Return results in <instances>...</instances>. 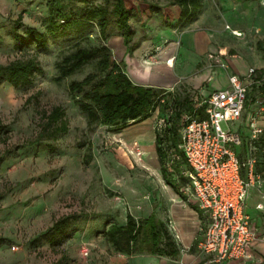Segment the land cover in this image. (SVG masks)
Listing matches in <instances>:
<instances>
[{
  "label": "rangeland",
  "instance_id": "rangeland-1",
  "mask_svg": "<svg viewBox=\"0 0 264 264\" xmlns=\"http://www.w3.org/2000/svg\"><path fill=\"white\" fill-rule=\"evenodd\" d=\"M156 1L160 0H144L147 4L157 5ZM47 3L48 0H0V64L37 55L43 68V74L35 75L31 85L16 88L7 83L0 85V264H123L125 254L107 250L106 238L95 231L106 217L121 223L127 214L137 219L148 216L150 211L163 213L165 210L164 202H170L167 193L160 194L157 189L145 186V182L155 184L153 172L159 169V164L152 137L155 130L162 133L163 128L156 123L155 111L153 118L138 126L129 125L126 128L133 127L125 131L124 128L113 132L105 125L88 123L75 103L76 98L68 92V85L96 72V61L61 81L55 80L58 73L55 64L74 46L90 47L102 43L97 27L81 33L72 32L65 38L49 39L45 51H39L33 45L16 50L11 29L18 15L23 25L43 31L42 18L47 14ZM138 6L145 11L143 18L148 19L144 27L137 19H130L135 29L133 41L139 36L141 39L146 31L151 32L155 17L159 33L162 22L171 16L169 13L157 16V11H147L143 3ZM18 31L22 33L23 28L19 27ZM111 35H118L114 24L107 28L104 41H109L110 51L116 59L119 36ZM150 35L151 39L141 44L142 47L149 42H158L157 34L151 32ZM159 43L165 44L162 40ZM174 50L177 51V45ZM192 52L181 46L178 53L180 72L194 70L195 59L187 55ZM225 74L216 73L219 83L225 81ZM207 86L209 88V84ZM180 89L194 98L198 94V89L191 87L189 92L188 87ZM179 93L182 97L183 92ZM54 106L64 109L67 132L56 137L51 150L43 146L45 140L28 145L30 140L42 135L43 114ZM137 149L141 151L140 156L134 154ZM172 153L170 150L169 163L180 161V158L172 159ZM180 199L173 204L175 212L183 214L182 205H186L187 211L193 210ZM75 213H84L90 218L78 222L77 231L60 244L51 247L44 239H36L56 219ZM62 255H65L64 259ZM137 264L149 262L147 258H139Z\"/></svg>",
  "mask_w": 264,
  "mask_h": 264
},
{
  "label": "trees",
  "instance_id": "trees-1",
  "mask_svg": "<svg viewBox=\"0 0 264 264\" xmlns=\"http://www.w3.org/2000/svg\"><path fill=\"white\" fill-rule=\"evenodd\" d=\"M141 3L147 6L149 12L160 9L159 6L147 4L144 0H48L47 14L42 18L43 31L23 25L21 16L18 15L11 34L16 50L33 45L37 50L45 51L49 39L65 38L72 32L81 33L93 26L97 27L102 43L90 47L74 46L55 64L58 72L55 80L61 81L80 70L82 66L96 61V72L86 74L81 80L71 81L68 92L76 98L75 103L88 123L105 125L113 132L149 118L156 110L162 113L171 109L172 113L163 132L154 131L155 153L163 181L184 200L180 187L187 182L183 173L188 166L182 157L180 161L169 163V151L175 149L178 142L181 114L188 112L202 118L203 107L194 106L197 101L190 95L180 98L160 88L134 84L123 70L124 63L117 61L112 55L109 41H104L107 28L114 24L117 37L122 38L126 52L131 53L139 46L138 41H133L135 29L130 19H137L140 26L144 27L148 17L143 18L145 11L138 6ZM177 3L181 7L179 24L191 20L200 7V0H177ZM19 27L23 28L22 33L18 31ZM37 74H43L37 55L15 58L6 64H0V85L7 83L15 88L25 87L32 84ZM42 121V135L39 134L34 140H30L28 145L40 144L45 140L43 146L51 150L56 137L68 130L64 109L61 106L52 107L49 112L43 114ZM168 164L171 170L168 169ZM89 218L90 216L84 213L59 217L51 226L40 232L36 239L42 238L51 247H55L77 231L78 222H86ZM95 232L104 235L115 253H148L168 258H174L179 253V247L166 223L154 214L138 219L127 214L123 224L106 217ZM61 258L64 259L65 255Z\"/></svg>",
  "mask_w": 264,
  "mask_h": 264
},
{
  "label": "crops",
  "instance_id": "crops-1",
  "mask_svg": "<svg viewBox=\"0 0 264 264\" xmlns=\"http://www.w3.org/2000/svg\"><path fill=\"white\" fill-rule=\"evenodd\" d=\"M156 2L160 7L156 10L157 16L159 13L171 15L165 22H162L163 28L159 33L157 30L160 27L155 24L157 19L156 17L153 19L155 23L151 32L158 35L157 43L149 42L144 47L141 46L151 39V32L146 31L141 39L140 36L136 37L135 42H139L137 49L127 53L122 38L116 39L118 43V49L115 52L116 60L124 63L123 70L134 84L160 88L179 97V91L183 92L182 97L190 95L182 91L180 87H188L187 92L190 90L189 87L198 89L195 98L190 95L194 101H197L194 106L198 107L211 91L225 89L229 86V74L244 77L249 68L255 69L253 78L258 83L248 87L246 107L240 119L231 123L230 128L241 136V144L235 147L237 156L242 161L254 158V182L247 189L245 211L249 216L251 229L257 232V239L249 245L247 257L229 260L227 264H264V131L256 139L251 140L247 127L252 111H256L257 124L264 127V112L260 111V108H264V91H262L264 85V0H200V7L194 17L183 24L178 22L181 7L177 0ZM232 31L239 32L240 35H235ZM160 40L165 44L161 45ZM176 45L178 52L174 50ZM182 45L196 53H187L191 59H195L194 64H196L190 73L180 72L178 53ZM141 47L143 49H140ZM147 51H149L148 54ZM197 67L199 69L195 70ZM219 71L226 73L223 83L217 81L216 73ZM158 113L156 110L155 118ZM192 116L196 117L193 114ZM150 117L153 118L152 115ZM149 118L133 126L143 124ZM130 128H125L124 131ZM152 140L155 153L154 136ZM154 173V186L148 182H145V186L148 189H157V193L160 194L161 192L167 193L170 202L163 201L165 203L163 213L150 211L149 214H154L166 223L179 247V253L174 258L148 253L125 254L123 264H137L139 258H147L149 264H202L205 256L199 251L197 244L207 224L204 215L197 207L189 203L192 211H187L186 205H182L183 214L175 212L173 204L181 200L179 195L165 184L159 169H154ZM241 175L245 180L248 179L246 168L241 169ZM181 202L186 203L183 200ZM125 219L126 216L119 224H123ZM107 244V250L115 253L110 243L107 242Z\"/></svg>",
  "mask_w": 264,
  "mask_h": 264
},
{
  "label": "built area",
  "instance_id": "built-area-1",
  "mask_svg": "<svg viewBox=\"0 0 264 264\" xmlns=\"http://www.w3.org/2000/svg\"><path fill=\"white\" fill-rule=\"evenodd\" d=\"M254 73L255 69L249 68L244 77L229 74L227 88L211 91L199 103L204 117L196 118L189 113L180 117L172 159L184 158L188 166L183 173L187 182L180 192L184 201L197 207L207 221L197 244L205 256L202 264H227L229 260L245 258L249 245L257 239L245 211L247 189L254 182V158L242 161L237 156L235 147L241 144V136L230 128L246 107L248 87L258 83ZM260 111L264 112V108ZM171 113V109L158 113L159 128L166 126ZM247 127L251 140L263 133L264 127L257 124L256 111H252ZM134 154L140 156L141 151L137 149ZM242 168L247 169V180L241 175ZM168 169L171 170L170 164Z\"/></svg>",
  "mask_w": 264,
  "mask_h": 264
},
{
  "label": "bare ground",
  "instance_id": "bare-ground-1",
  "mask_svg": "<svg viewBox=\"0 0 264 264\" xmlns=\"http://www.w3.org/2000/svg\"><path fill=\"white\" fill-rule=\"evenodd\" d=\"M234 32H236V31H234ZM234 32L232 31V33L234 34ZM237 33V32H236Z\"/></svg>",
  "mask_w": 264,
  "mask_h": 264
}]
</instances>
